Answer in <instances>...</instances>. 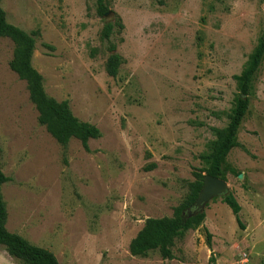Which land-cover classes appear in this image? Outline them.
<instances>
[{
	"label": "rangeland",
	"instance_id": "1",
	"mask_svg": "<svg viewBox=\"0 0 264 264\" xmlns=\"http://www.w3.org/2000/svg\"><path fill=\"white\" fill-rule=\"evenodd\" d=\"M107 4L100 17L97 0L1 3L9 23L39 30L32 64L46 93L68 100L76 117L102 133L89 140L90 152L76 138L60 144L39 123L26 82L10 67L14 42L0 39L7 229L49 249L61 264H264V60L239 128L240 146L225 164L227 194L241 205L245 228L222 195L206 203L198 229L176 240L174 259L129 251L146 219L171 217L194 171L208 167L200 156L215 138L212 128L230 122L234 76L264 36V0ZM108 22L122 57L116 77L106 71L109 43L101 37ZM0 264L20 263L0 247Z\"/></svg>",
	"mask_w": 264,
	"mask_h": 264
},
{
	"label": "trees",
	"instance_id": "2",
	"mask_svg": "<svg viewBox=\"0 0 264 264\" xmlns=\"http://www.w3.org/2000/svg\"><path fill=\"white\" fill-rule=\"evenodd\" d=\"M0 0V39L10 38L15 44L11 69L27 84L29 97L38 111L39 123L62 145L66 146L72 138L81 142L85 151L90 152L89 140L102 136L101 130L94 124L82 121L74 115L68 100L58 101L50 97L44 89V78L33 66L32 57L35 50L39 30L27 33L18 26L7 21ZM109 12L107 0H97V14L103 17ZM115 25L105 24L102 39L106 40L110 55L106 62V71L116 77L122 64V57L116 52V44L111 42ZM119 28L123 25L119 23ZM50 48V46H47ZM96 50H93V55ZM264 60V36L250 55L244 69L234 76L238 86V96L230 114V122L226 127L212 128L214 139L210 142L206 154L201 155L208 167L194 171V181L189 184V193L186 199L174 208L171 217L148 218L142 229L132 239L129 251L133 256L146 257L150 253L158 252L163 259L175 258L172 247L176 240L183 239L188 231L198 229L204 222L206 214L201 210L196 215L186 213L197 201L204 185L206 175L226 180L225 164L230 151L239 147L238 133L240 125L248 111L250 96L253 93V82ZM154 167L150 166L148 169ZM10 181L0 167V247L20 264H61L56 255L41 246L31 243L22 235L11 232L6 227L8 212L2 194V185ZM222 201L231 209L238 225L244 229L241 219L242 207L233 193L222 197ZM212 235L207 231V243L211 248Z\"/></svg>",
	"mask_w": 264,
	"mask_h": 264
},
{
	"label": "water",
	"instance_id": "3",
	"mask_svg": "<svg viewBox=\"0 0 264 264\" xmlns=\"http://www.w3.org/2000/svg\"><path fill=\"white\" fill-rule=\"evenodd\" d=\"M227 191L228 185L226 180L209 174L206 175L199 197L195 204L189 209V215H196L198 212L203 210L206 203H208L212 198L225 195L227 194Z\"/></svg>",
	"mask_w": 264,
	"mask_h": 264
}]
</instances>
